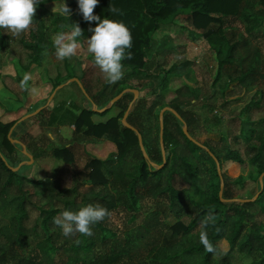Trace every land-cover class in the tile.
<instances>
[{
  "label": "trees",
  "instance_id": "trees-1",
  "mask_svg": "<svg viewBox=\"0 0 264 264\" xmlns=\"http://www.w3.org/2000/svg\"><path fill=\"white\" fill-rule=\"evenodd\" d=\"M62 1L72 10L71 16L60 17L62 23L67 24L66 30L71 32L73 24L78 23L83 36L77 41L90 39L93 35L90 29L97 23L84 20L78 0ZM258 5L263 9H256ZM110 7L118 11L111 12ZM94 14L101 19L123 23L131 31L132 58L122 63L133 75L151 76L153 71L158 75V61L148 55L154 34L187 26L191 32L199 33L215 53L217 79L225 76L228 83L236 82L242 86L255 84L258 78L264 81V50L261 51L254 42L264 19V0H99ZM180 19L184 20L181 21L183 24L179 23ZM227 31H231L230 36ZM31 36L32 42L25 41L23 36L20 42L28 49L40 51L46 48L47 45L42 44L43 34L35 36L31 32ZM0 40L5 47L9 44L8 38L0 37ZM174 68L160 70L163 73L162 89H165L166 79ZM70 78L76 77L69 73L55 87ZM78 80L89 96L84 98L90 107L72 117L74 136L78 135L77 138L83 141L106 137L115 144L116 153L105 159L90 156L81 172L84 181H79L71 189L58 190L56 181L33 180L22 175L28 168L24 164L17 171L10 169L17 167L15 150H22L21 145L11 143L7 136L17 121L0 124V264H240L242 260H247L246 264H264V225L257 219L264 215V209L259 210L257 218H253L250 212L264 196V177L263 189L255 201H233L227 182L219 197L220 177L214 160L206 152L213 164L212 171L207 170V173L212 172L218 183L198 188L196 178L201 172L198 162L177 153L176 146L186 143L191 154L201 147L185 137L183 125L176 116L167 112L170 117H163V164L159 136L157 145L145 140L142 121L146 99L139 97L135 100L126 121L140 133L148 155L146 160L137 134L118 121L127 109L121 104L129 93L111 106L121 107L115 117L96 123L92 116H104L110 108L101 113L94 112L91 105L98 102L89 94V88ZM115 89L110 100L130 86L120 81ZM107 103L103 102L98 109ZM183 105L184 101L180 99L170 103L191 135L196 120L192 112L182 110ZM256 136L260 143L250 161L259 176L264 172V159L260 161L264 155V132ZM46 137L49 139V135ZM23 142L26 152L35 160L37 143L33 139ZM208 150L220 164L213 148L208 147ZM52 156L67 165L75 162L71 145L54 149ZM231 158L242 163L236 152H232ZM176 160H179V167ZM22 162L25 159L20 160ZM202 167L206 168L205 164ZM179 182L186 186L178 187ZM192 185L202 193L198 201L191 194ZM48 186L46 202L43 205L34 202L38 190ZM66 192L71 193L70 198L57 200L58 195H66ZM89 204L101 205L110 211L111 216L92 226L94 234L91 237L79 233L65 237L62 229L53 223V218L65 210L77 212ZM210 211L216 219L205 227L202 221ZM170 217L175 219L174 223L169 222ZM201 232H206L214 252L205 249L200 240ZM222 240L228 244L225 252H221L218 246Z\"/></svg>",
  "mask_w": 264,
  "mask_h": 264
},
{
  "label": "rangeland",
  "instance_id": "rangeland-1",
  "mask_svg": "<svg viewBox=\"0 0 264 264\" xmlns=\"http://www.w3.org/2000/svg\"><path fill=\"white\" fill-rule=\"evenodd\" d=\"M63 4L62 0H41L33 27L27 33L14 36L6 29L2 28L0 31V37L9 40L6 47L0 40V124L17 121L10 137L22 146H24L23 140L33 139L38 146V155L32 163H24L28 168L22 172V175L33 180L56 181L58 190L71 189L79 181H84L81 172L90 156L105 159L116 153L115 144L106 137L99 140L88 138L83 141L77 138L78 135L74 136L72 117L83 108L90 107L84 98L85 93L76 82H68V79L61 84L64 86L56 92V95L50 98L56 88L55 85L62 82L69 73H73L89 88V94L98 102L93 103L92 108L98 109V106L105 101L108 103L102 108L107 107L120 81L129 85L130 89L136 90L137 98L144 97L146 101L142 122L145 127V140L150 144H158L160 118L163 125V117L168 115L169 111H163L160 117L162 109L171 108L170 103L174 99L184 101L182 110L192 112L196 120L195 130L190 136L204 148L191 154L186 143L181 142L176 146V152L188 155L192 161L198 162L201 172L196 178L197 187L204 188L211 183H218L217 179L212 177V172L207 173V170L213 169V164L205 150L209 147L213 148L214 153L221 160L219 169L222 175V190L224 183L227 182L230 194L235 200L255 201L263 186L260 187V175L257 176L255 165L250 159L260 143L256 134L264 132L263 79L258 78L255 84L250 83L246 86L237 85L236 82L230 84L225 76L217 79L218 62L215 53L199 33L191 32L190 27L185 26L184 29H166L154 34V41L148 55L158 61V75H154L155 71L151 76L133 75L124 68L123 78L115 84H109L104 74L95 65L94 57L87 51L88 39L77 41L80 47L77 55L71 59L61 61L56 58L53 37L61 32L70 33L66 30L67 24L62 23L60 19L64 15L60 11ZM256 9L263 8L258 5ZM181 21L184 20L180 19L179 23H182ZM31 32L35 36L43 34L42 44L47 45L45 49L40 51L28 49L20 42L22 36L25 41L32 42ZM230 33L231 31H227L228 36ZM254 42L261 51L264 50V19ZM262 61L264 62V56ZM183 64L185 66L180 67ZM173 66L175 67L173 72L169 73L166 79L167 85L165 89H162L160 83L163 73L160 70L168 71ZM25 74H29L31 79L27 87L22 88L21 81ZM33 88L37 89L35 94L31 91ZM129 94L121 104L127 109L133 100ZM86 96L89 97L87 93ZM40 107L43 108L35 115L22 119ZM120 111L121 107H110V111L104 116L94 114L92 121L104 122L110 117H115ZM171 114L174 115V113ZM118 121L121 122V119ZM172 122L175 123L174 125H179L175 121ZM250 129H253V132L250 133ZM46 135H49V139H46ZM248 136H250L249 140ZM68 145H71L74 150L73 165L64 164L62 160L52 156L54 149ZM252 147L255 148L252 149ZM144 149L146 151V148ZM232 152L237 153L242 163L231 158ZM15 153L17 166L20 165V160L28 161L26 155L20 150L16 149ZM263 159L264 155L260 161ZM178 161L176 160L177 167H179ZM203 164L206 168L202 167ZM215 169L217 171L216 165ZM220 184L219 180V187ZM84 185L88 186V184ZM177 186L186 185H181L179 182ZM190 189L195 201L202 198V193L196 186L192 185ZM48 192L49 186L41 187L33 201L43 205ZM70 194L66 192V195L64 193L61 196L58 195L57 200L70 198ZM53 204H56V201H53ZM261 208L264 209V196L259 205L251 209L253 218H257L256 215ZM257 219L264 225V215L261 214ZM168 220L170 223L175 222L172 217ZM137 222L139 220H136ZM218 244L221 252L228 249L226 241L222 240ZM246 262L248 261L242 260L240 264H246Z\"/></svg>",
  "mask_w": 264,
  "mask_h": 264
},
{
  "label": "clouds",
  "instance_id": "clouds-1",
  "mask_svg": "<svg viewBox=\"0 0 264 264\" xmlns=\"http://www.w3.org/2000/svg\"><path fill=\"white\" fill-rule=\"evenodd\" d=\"M41 0H0V28L10 31L14 36L29 32L33 27L37 7ZM99 0H78L79 12L87 22H96L97 26L90 29L93 35L87 42V51L94 57L95 65L104 74L109 84L119 82L124 76V65L122 61L131 59L130 49L133 45V37L129 28L123 23L108 18L101 19L95 15V9ZM64 15L71 16L72 10L64 3L60 7ZM111 12L118 10L110 7ZM83 36V30L79 24H73L70 33H58L53 37V44L56 49L55 56L58 60L71 59L77 55L80 45L77 38ZM31 79L25 74L21 81V87L26 88ZM36 93L37 89H31ZM111 213L101 205H87L79 211L65 210L53 218V223L62 229L65 237L80 235L91 237L94 233L92 226L109 218ZM215 215L210 211L205 216L202 224L206 227L214 223ZM200 240L205 249L214 252L215 249L207 239L206 232H201ZM79 243V241H77Z\"/></svg>",
  "mask_w": 264,
  "mask_h": 264
},
{
  "label": "water",
  "instance_id": "water-1",
  "mask_svg": "<svg viewBox=\"0 0 264 264\" xmlns=\"http://www.w3.org/2000/svg\"><path fill=\"white\" fill-rule=\"evenodd\" d=\"M68 82H76V83L78 84V86L80 87V89L83 91V93H85L84 88L82 87L81 83L79 82V80H78L77 78H71V79H69ZM63 86H64V85H60V86H58L57 88H55L54 91H53V93L51 94V97H50V98H52V96L56 93V91H57L58 89L62 88ZM127 92H131V93L133 94V100H132V103H130V104L128 105V109H127V111L123 114V117H122V119H121V123H122L123 126H125V127H127L128 129L134 131V132L137 134L138 144H139L140 150H141V152H142V155H143V157H144L146 160H148V155H147V153H146V151H145V149H144V146H143V143H142V137H141L140 133H138V131H137L134 127L130 126V125L126 122V118H127V116H128V110L131 108L132 104L135 102V100H137V97H138V92H137L136 90H133V89H125V90H123L120 94H118L116 97H114L113 99H111V101L109 102V105H108L107 107L102 108L101 110H99V109H97V108H92V110H93L94 112H97V113H101V112L105 111L106 109L110 108L115 102H117V101H118V100H119L124 94H126ZM84 95L86 96V93H85ZM40 110H41V108H39L38 110H36V111L33 112V113H30V114L24 116L22 119H25V118H28V117H30V116H33V115H35V114H36L38 111H40ZM163 111H169V112H171V113H174V115L179 119V121H180V122L182 123V125H183V126H182V132H183V134L185 135V137H186L189 141H191L192 143H194L195 145H197V146H199V147H201V148H204L203 145H201L200 143H198L195 139H193V138L188 134V132H187V128H186L184 122H183L182 119L178 116V114H176V112H175L174 110H172L171 108L165 107V108H163L162 111L160 112V117L162 116ZM15 124H16V123H15ZM15 124L9 129L7 136H8V139H9V141H10L11 143H17V144L20 145V143H18L17 141H14V140L10 137V135H11V133H12L14 127H15ZM162 135H163V125H162V119L160 118L159 144H160V149H161V154H162L163 164H164V163H165V151H164V147H163ZM21 146H22V145H21ZM205 150H206V152L210 155V157L214 160L215 165H216V167H217V172H218V175H219V177H220V181H221L220 189H219V197H221V196H222V187H223V183H222L221 173H220V169H219V162H218V160L215 158V156H214V155H213L208 149H205ZM21 151H22V153H23L24 155H26V157L28 158V161H27V162H22V163H20V165H18V166L15 167V168H10L12 171H17V170L19 169V167H20L21 165H23L24 163H28V164H30V163H32V161H33V157H32L30 154H28V153L26 152L24 146H22V150H21ZM152 165H153V164H152ZM161 166H162V165H161ZM161 166H160V167H161ZM263 177H264V172L259 176V184H260V187H261V188H262V186H263ZM222 201H224V200L222 199ZM233 201H239V202H242V203H246V202H252L253 200H251V199L235 200V199H234Z\"/></svg>",
  "mask_w": 264,
  "mask_h": 264
},
{
  "label": "crops",
  "instance_id": "crops-1",
  "mask_svg": "<svg viewBox=\"0 0 264 264\" xmlns=\"http://www.w3.org/2000/svg\"><path fill=\"white\" fill-rule=\"evenodd\" d=\"M40 108H43V107H40Z\"/></svg>",
  "mask_w": 264,
  "mask_h": 264
}]
</instances>
